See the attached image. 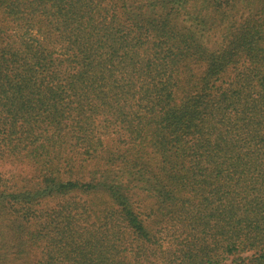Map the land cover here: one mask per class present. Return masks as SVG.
<instances>
[{"label": "trees", "instance_id": "trees-1", "mask_svg": "<svg viewBox=\"0 0 264 264\" xmlns=\"http://www.w3.org/2000/svg\"><path fill=\"white\" fill-rule=\"evenodd\" d=\"M0 160V264H264V0H0Z\"/></svg>", "mask_w": 264, "mask_h": 264}, {"label": "rangeland", "instance_id": "rangeland-1", "mask_svg": "<svg viewBox=\"0 0 264 264\" xmlns=\"http://www.w3.org/2000/svg\"><path fill=\"white\" fill-rule=\"evenodd\" d=\"M215 39L216 36H212V40ZM28 171L29 168L25 164L0 160V173L3 176H7L8 174H26Z\"/></svg>", "mask_w": 264, "mask_h": 264}]
</instances>
